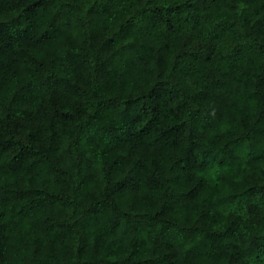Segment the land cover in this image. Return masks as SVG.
<instances>
[{"label": "trees", "instance_id": "1", "mask_svg": "<svg viewBox=\"0 0 264 264\" xmlns=\"http://www.w3.org/2000/svg\"><path fill=\"white\" fill-rule=\"evenodd\" d=\"M0 264H264V0H0Z\"/></svg>", "mask_w": 264, "mask_h": 264}]
</instances>
